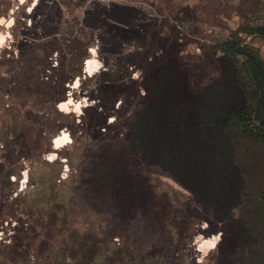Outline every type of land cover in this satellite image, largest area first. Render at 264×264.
<instances>
[{
    "label": "rangeland",
    "instance_id": "1",
    "mask_svg": "<svg viewBox=\"0 0 264 264\" xmlns=\"http://www.w3.org/2000/svg\"><path fill=\"white\" fill-rule=\"evenodd\" d=\"M69 1L72 6L66 9L64 0H0L1 110L10 117L17 108L19 123L30 121V106L45 110L41 128L37 126L38 142L31 140V154L19 158L20 178L10 177L17 181L16 189L6 200L0 198V264H204L224 228L191 200L188 191L157 170L145 171L144 183L135 185L127 200L124 220L116 224L106 223L104 211L99 216L92 211L91 216L65 214L68 222L58 213L50 221V204L43 198L58 176L62 180L68 174L72 177L62 190L78 189L83 197L84 171L91 168L103 141L117 148L123 140L128 121L146 97L142 83L161 61L176 56L182 69L177 77L180 97L191 102L192 91L218 72L223 60L208 37L220 35L225 24L236 27L238 10L249 4L225 2L229 20L220 14L221 5L214 4L215 20L196 14L209 0ZM75 41L87 47L83 60L70 49ZM256 45L264 58L263 43ZM22 60L34 63L26 80L18 68ZM71 68L81 70L82 77L72 80ZM118 69L122 72L117 79L102 80V73ZM41 79L53 88L51 96H43L47 87H38ZM182 118L187 127L196 124L189 109L182 111ZM4 119L0 116V128ZM56 137H62L64 145L55 148ZM86 152L94 156L86 160ZM129 167L133 171L136 166ZM19 193L41 201L34 203V210L21 212L13 203ZM217 236L212 246L205 245Z\"/></svg>",
    "mask_w": 264,
    "mask_h": 264
},
{
    "label": "trees",
    "instance_id": "2",
    "mask_svg": "<svg viewBox=\"0 0 264 264\" xmlns=\"http://www.w3.org/2000/svg\"><path fill=\"white\" fill-rule=\"evenodd\" d=\"M220 1L209 0L198 7L196 14L200 11L217 20L213 8L216 4L221 5L220 14L229 20L230 10L225 8L229 0ZM245 1L249 5L238 10L236 27L225 24L220 27V35L208 37L210 47L223 58L218 72L192 91L191 102H183L177 79L182 69L176 56L161 61L156 73L142 83L146 97L128 121L123 140L117 148L103 141L91 168L84 171L82 176L87 179L83 182V197L78 189L69 187L67 193L62 190L63 182L72 174L62 180L58 176V183L50 185V194L43 198L50 204V221L58 213L68 222L65 214L91 216L92 211L99 216L104 211L108 225L119 223L124 220L123 211L128 212L127 200L135 185L144 183L145 171L157 170L188 191L191 200L224 228L204 264H264V58L256 45H264V0ZM64 2L66 9L72 6L69 0ZM195 17L202 20V16ZM68 27L71 31V25ZM172 33L176 37L178 32ZM70 49L81 54L82 60L87 56L82 42L75 41ZM18 68L26 80L32 76L28 70H34V63L22 60ZM70 72L72 80L83 75L74 68ZM120 72L106 71L101 74L102 80L112 82ZM40 82L38 87H47L43 96H51L53 88L42 79ZM184 109L193 112L195 125L187 127L183 122ZM18 111L14 108L13 115L7 117L0 106V116L5 118L0 128L3 200L16 189L17 181L11 182L10 177L20 178L23 166L19 158L25 160L31 154V140L38 142L41 129L37 126L41 128L45 113L44 108L32 105L27 113L30 121L19 123L15 118ZM93 156V152L84 154L86 160ZM130 165L136 166L133 171ZM37 181L40 187L43 179ZM37 201H41L37 196L22 197L19 193L13 203L24 212L34 210Z\"/></svg>",
    "mask_w": 264,
    "mask_h": 264
},
{
    "label": "bare ground",
    "instance_id": "3",
    "mask_svg": "<svg viewBox=\"0 0 264 264\" xmlns=\"http://www.w3.org/2000/svg\"><path fill=\"white\" fill-rule=\"evenodd\" d=\"M90 63L91 62H89L87 65V67H88V69L91 71V65H90ZM93 66V65H92ZM88 72V71H87ZM92 73V72H91ZM90 73V74H91ZM68 104V103H67ZM67 139V138H66ZM65 139V140H66ZM64 139L62 138V137H56V138H54V140H53V144H54V147L55 148H58V147H60V146H62V145H64V143H62V141H63Z\"/></svg>",
    "mask_w": 264,
    "mask_h": 264
},
{
    "label": "clouds",
    "instance_id": "4",
    "mask_svg": "<svg viewBox=\"0 0 264 264\" xmlns=\"http://www.w3.org/2000/svg\"><path fill=\"white\" fill-rule=\"evenodd\" d=\"M7 23L11 24L12 21L9 20V21H7ZM0 42H2V38H0ZM218 239H219V236L214 237L213 240H211V241H205V245H207V246H212V245L215 243V241L218 240ZM203 246H204V245H202V247H203Z\"/></svg>",
    "mask_w": 264,
    "mask_h": 264
}]
</instances>
